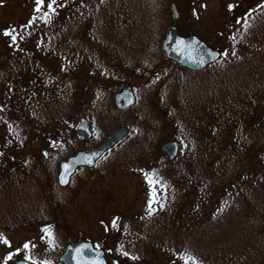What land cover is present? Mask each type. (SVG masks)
Instances as JSON below:
<instances>
[{"label": "trees", "instance_id": "trees-1", "mask_svg": "<svg viewBox=\"0 0 264 264\" xmlns=\"http://www.w3.org/2000/svg\"><path fill=\"white\" fill-rule=\"evenodd\" d=\"M199 2V7L193 2L188 9L179 8V24L181 34L206 39L199 13L205 3ZM172 3L0 0L6 25L10 17L19 18L5 32L10 35L4 36L7 44L0 50V81L26 77V87H12L16 100L7 110L9 117L0 114L6 125L0 135V240L39 228L43 262L33 264H59L64 247L78 240L71 233L63 235L67 224L54 220L72 202L67 194L76 180L84 188L92 177L110 174L127 175L125 203L114 199L120 205L114 235L118 243L129 245L131 254L125 255L134 264L153 259L152 246L168 244L193 251L191 258L200 264H264V249H259L264 245V0L228 8L230 20L218 37L223 58L211 74L180 69L161 52L173 23ZM171 66L152 91L145 87L142 98L136 83L137 102L131 110L115 108L118 88L131 85L115 80L117 73L151 84ZM42 98L49 99L57 119L75 111V121L86 117L94 132L90 146L119 126H126L130 135L96 169L80 172L70 188L60 189L59 163L84 146L76 138L70 144L62 141L69 153L51 158L48 174L40 162L19 157ZM170 130L181 146L173 163L159 156ZM140 196L153 200L136 208ZM105 220L103 225H109ZM106 231L100 247L107 252L114 237Z\"/></svg>", "mask_w": 264, "mask_h": 264}, {"label": "rangeland", "instance_id": "rangeland-1", "mask_svg": "<svg viewBox=\"0 0 264 264\" xmlns=\"http://www.w3.org/2000/svg\"><path fill=\"white\" fill-rule=\"evenodd\" d=\"M199 1L205 3L203 8H199V13L201 15L200 23L203 30L206 32V39L204 40L209 46L213 48H219L218 37H220V34H222V32L225 30V23L230 20L232 13L228 12V8L230 6L233 7V5L236 3L239 4L240 2L250 4L254 3V0ZM199 1L172 0V2L175 3L181 10L183 8L188 9L191 5L189 3L193 2L195 6L199 7ZM7 14L8 16L12 14L11 10H8ZM1 16H3V13L0 14V50L5 47V44H7V41H5L4 38L5 32H7L6 30L10 27H13V25L19 20V18L12 16L9 18L11 24L6 25V21L4 23L1 19ZM184 25H186V23ZM188 25H190V23ZM177 26L181 32L182 25L178 23ZM158 58L161 59L160 55H158ZM220 63L221 61L210 66L206 70L208 74H211L217 70ZM47 64L51 65L52 69L57 68V64L53 65L50 61H47ZM171 70L172 66L167 67L162 75L157 76L155 80H153L154 82L152 81L151 84L149 83L150 85L143 79H139V77L138 79L134 78V75H129V73L124 75L117 73L116 78L114 79L120 82L129 81L133 86H136V83H138V85H140L138 89V95L142 98L145 87H149V90L152 91L160 82L159 79L165 75H168ZM174 78H176L175 75ZM168 81H171L168 84V86H170L172 84V80L169 79L166 82ZM20 84L26 87V77L12 80L11 82L0 81V114L4 118L9 117V111L7 110L15 104L16 97H12L11 95L13 89L12 87L19 88ZM122 87L123 86H120L118 91ZM41 101L43 103L40 106L38 113L39 116L38 119H35L37 126L34 124V128L28 129L29 137L26 139V145L23 146L22 154L19 157L25 159L26 162H40V169H43L45 173L48 174V170H45V168L48 167L47 164H53L50 159L53 158L55 161L58 157H64L69 153V148H67V146L63 147L62 141L65 140L67 144H70V142L74 141L75 138L72 132H75V127L77 125V122H75L77 111H75L71 116L66 114V116L63 118L57 119L54 114V106L49 104V99L42 98ZM5 127L6 125L0 120L1 137L4 135V130L6 129ZM173 139L174 134L170 130L164 137L161 146L167 142L174 141ZM162 155L164 154L160 152L159 156L161 157ZM36 158H38V160ZM41 162H43L44 166ZM126 178L127 175L125 174H110L109 178L105 177L104 179H95L92 177V179H90L89 183L86 184L84 188L78 187V185H80V179L76 180L74 189L72 188L70 193L67 194L68 199L72 202L65 206L62 210H58L54 216V220H57L62 225L63 223L67 224L65 226L63 225V235L67 237V233H71L77 237L79 241H91L96 246V248H98L100 244L104 243L108 235L106 229H108L114 237L111 238V244H107V252L110 254L107 256L109 264H134V261H132L129 256L127 257L125 255V252L128 255L131 254V248L129 245H121L118 243L119 240H115L114 235L116 221L118 220L117 209L119 210L120 206L119 204L115 203L114 199L117 198L120 200V203H125V198L123 195L125 192H129V185L126 183ZM70 187L71 185L68 188ZM150 187L151 189H155L152 185H150ZM77 188H81V191H78ZM157 188L158 187H156V190ZM131 195L132 193L130 191L129 196ZM153 197L154 196H152V198ZM140 198L141 199L136 205V208H141L142 205L148 200H153L148 199L146 196H140ZM103 220L109 222V225L104 226ZM39 232V228L33 227L31 228L30 232L23 230L20 236L11 239L0 240V264H12L19 260V257H22V260H27L31 263H33L35 260H39V263H41L43 259L39 255V250H41V241L43 237L40 236ZM46 233V230H44L43 234L46 235ZM71 243L73 242H70L69 244ZM26 245L27 247H25ZM259 249H264V245L260 246ZM63 251L60 253V255H62ZM254 251L255 248H251V252ZM150 252L153 255V259L140 261V264H200L191 258L192 254H194L193 251H188L186 249H184V251L180 250V248L173 246V244L162 246L158 245L155 247L152 246V250Z\"/></svg>", "mask_w": 264, "mask_h": 264}, {"label": "water", "instance_id": "water-1", "mask_svg": "<svg viewBox=\"0 0 264 264\" xmlns=\"http://www.w3.org/2000/svg\"><path fill=\"white\" fill-rule=\"evenodd\" d=\"M175 20L181 18V14L176 5L171 7ZM161 50L166 58L175 62L180 67L191 71H203L208 66L218 62L221 53L210 48L198 37L191 35L182 37L179 35L176 26L168 27L165 38L161 44ZM115 106L120 111L130 109L134 103L132 89L125 87L114 98ZM76 134L82 142L90 141L92 133L86 119H81L78 123ZM129 134L125 127H119L110 132L105 142L92 150L81 151L67 161L60 164V171L57 182L60 187L67 188L71 178L80 168L93 169L98 161L118 143L123 141ZM179 144L169 142L162 146V151L168 156L169 161H174L179 155ZM61 264H108L105 251L96 249L90 242L79 241L69 244L59 258ZM15 264H31L27 261H19Z\"/></svg>", "mask_w": 264, "mask_h": 264}, {"label": "snow or ice", "instance_id": "snow-or-ice-1", "mask_svg": "<svg viewBox=\"0 0 264 264\" xmlns=\"http://www.w3.org/2000/svg\"><path fill=\"white\" fill-rule=\"evenodd\" d=\"M41 2V0H37V3L39 4ZM37 11H39V9H37ZM5 35H10L9 33H5ZM27 247V245L25 246Z\"/></svg>", "mask_w": 264, "mask_h": 264}, {"label": "flooded vegetation", "instance_id": "flooded-vegetation-1", "mask_svg": "<svg viewBox=\"0 0 264 264\" xmlns=\"http://www.w3.org/2000/svg\"><path fill=\"white\" fill-rule=\"evenodd\" d=\"M89 124V123H88ZM90 127V126H89ZM90 129H92L91 127H90Z\"/></svg>", "mask_w": 264, "mask_h": 264}]
</instances>
